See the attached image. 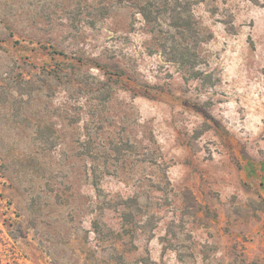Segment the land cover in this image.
<instances>
[{
	"label": "rangeland",
	"instance_id": "1",
	"mask_svg": "<svg viewBox=\"0 0 264 264\" xmlns=\"http://www.w3.org/2000/svg\"><path fill=\"white\" fill-rule=\"evenodd\" d=\"M189 1L0 0V264H264V0Z\"/></svg>",
	"mask_w": 264,
	"mask_h": 264
},
{
	"label": "trees",
	"instance_id": "2",
	"mask_svg": "<svg viewBox=\"0 0 264 264\" xmlns=\"http://www.w3.org/2000/svg\"><path fill=\"white\" fill-rule=\"evenodd\" d=\"M190 5L189 0H144L139 3L138 8L148 23H154L163 16L167 20L168 28L174 32L173 38H191L196 44L199 38L198 27ZM188 48L185 47L189 51Z\"/></svg>",
	"mask_w": 264,
	"mask_h": 264
}]
</instances>
